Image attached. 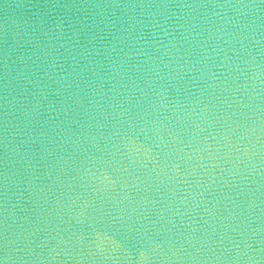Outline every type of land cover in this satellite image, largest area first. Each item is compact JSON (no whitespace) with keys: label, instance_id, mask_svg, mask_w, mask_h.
Instances as JSON below:
<instances>
[{"label":"water","instance_id":"water-1","mask_svg":"<svg viewBox=\"0 0 264 264\" xmlns=\"http://www.w3.org/2000/svg\"><path fill=\"white\" fill-rule=\"evenodd\" d=\"M0 264H264V0H0Z\"/></svg>","mask_w":264,"mask_h":264},{"label":"clouds","instance_id":"clouds-1","mask_svg":"<svg viewBox=\"0 0 264 264\" xmlns=\"http://www.w3.org/2000/svg\"><path fill=\"white\" fill-rule=\"evenodd\" d=\"M98 7H99V6H98ZM233 7H235V6H233ZM240 7H250V8H255L256 6H255V5H241ZM40 23H41V24H44V23H45V20H41ZM60 23L63 24V22H60ZM41 31L43 32V29H41ZM49 33H52V29H51V28H49V29L47 30V32H43L44 35H48ZM52 34H54V33H52ZM237 248H239V244H237ZM239 255H240V253L237 252V256H239ZM245 255H246V253H245Z\"/></svg>","mask_w":264,"mask_h":264}]
</instances>
